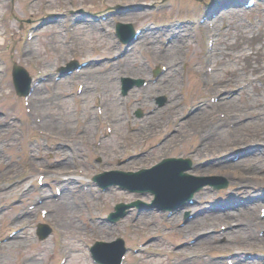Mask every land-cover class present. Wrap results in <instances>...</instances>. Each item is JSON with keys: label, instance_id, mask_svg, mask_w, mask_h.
I'll return each mask as SVG.
<instances>
[{"label": "rangeland", "instance_id": "obj_1", "mask_svg": "<svg viewBox=\"0 0 264 264\" xmlns=\"http://www.w3.org/2000/svg\"><path fill=\"white\" fill-rule=\"evenodd\" d=\"M244 1L0 0V239L8 241L20 232L11 244L0 243V264H94L88 245L118 236L131 251L125 264H229L227 258L237 264L233 257L237 250L251 256L246 264H264V241L260 240L264 237V137L254 140L264 135V107L247 101L249 96L264 100V0H255L251 8ZM73 19L79 25L82 21L81 31L74 30ZM212 23L218 29L209 36ZM119 24L139 29L137 40L122 42L116 32ZM169 51L175 55L174 63L180 64L172 94L154 88L146 93L132 90L123 97L121 76L152 80L154 71L166 66L158 58H166ZM234 53L233 60L229 56ZM73 59L89 60V64L58 78L57 69ZM15 62L29 70L33 83L46 84L42 95L50 94V88L59 93L55 112H71L72 118L64 120L73 123L72 135L61 131L62 139L48 138L47 125L36 130L30 125V99L19 96L13 83ZM114 70L124 131L132 139L152 132L144 144L133 148L136 155L131 160L145 158L149 163L162 156L189 157V172L223 177L226 184L207 185L197 193V205L195 201L169 220L163 213L146 210L142 212L147 215L141 217L131 212L118 225L106 221L116 203L132 202L137 195L115 188L102 192L93 180V175L114 167L103 165V159L114 161L127 153L114 127L93 114L95 99L87 103L86 90L83 94L82 90L87 84L91 92L101 84L102 74ZM245 75L252 77L245 90L233 89ZM235 78L239 80L231 83ZM211 79L214 83L206 84ZM174 91L178 93L175 99ZM164 95L168 102L158 107L157 98ZM190 96H195L192 102ZM151 108L157 110L149 113ZM89 112L95 126L84 135L82 125L90 120ZM196 115L195 122L184 124ZM151 116L153 122L146 123ZM161 137L166 140L159 145ZM55 148L65 150L66 156L55 153ZM250 149L254 156L241 159ZM68 159L69 170L62 169L60 164ZM238 159L241 163L234 164ZM66 174H74V179H83L88 186L82 194L68 195L76 201L74 221H64L57 207L61 197L57 199L59 193L55 196L56 190H62L56 184L58 177ZM186 212L196 216L181 225ZM147 217L152 222L145 230ZM211 217L218 222L215 227L208 226ZM252 218H260L261 226L250 225ZM40 222L55 227L44 240L37 235ZM145 243L148 251L144 255L150 251L160 254L146 260L132 248Z\"/></svg>", "mask_w": 264, "mask_h": 264}, {"label": "bare ground", "instance_id": "obj_2", "mask_svg": "<svg viewBox=\"0 0 264 264\" xmlns=\"http://www.w3.org/2000/svg\"><path fill=\"white\" fill-rule=\"evenodd\" d=\"M245 6H247L246 8H248L249 5H247V3H246ZM243 10H245V9L243 8ZM214 21H215V19L212 20V22H214ZM82 24L83 23L81 21L80 25L75 26L76 31H81L82 30L80 28V26L83 27ZM217 28H218V26L215 23H212V26L209 27V29H208V34L210 36H212L213 33L214 34L216 33ZM168 54H169L168 56L166 55L167 59L164 56H162V55L159 58L157 57L158 60L163 61L167 65V67H168L167 68V72L162 77H160L159 79L158 78L157 79L153 78L154 83H152L151 86H149L147 88H141V89H138V90H133V91H140L142 93H146L148 89H151V90H155V89L159 90L160 89V90H162V89L165 88L164 89L165 92H167L168 94H172V87L173 86L171 84H173L176 81V78H178V72H177L178 68L177 67H179L180 64H178V61L176 63H174L175 55L172 56L170 51H169ZM235 55H236L235 53H234V55L230 54L229 57L234 60V56ZM242 55H246L244 51L242 52ZM211 56H212V54H211ZM22 74L23 73L21 71L17 73L18 76H22ZM98 75H100V74H98ZM115 77H116L115 70L113 72H111V73L102 74V76L99 77V81L101 82V84H98V85L94 86L92 88L91 92L89 91V86H86L87 85L86 84L83 87V90H82V94H83L84 90H86V94L84 96L83 95H81V96H83L85 98L87 103H89L92 99H95V105L99 104V103L103 105L102 106V110H101V115L98 116V112L99 111H97V110H93V114L95 115V117L98 120L100 118L101 119L102 118L105 119V117H106V119L107 118L110 119V120H108V119L107 120L110 121L112 123V125L114 126V133L116 135L118 134L121 137L120 138V141H122L121 142V145H122L121 147H123L124 152L127 153V155H121L119 157H116V160H114V161L113 160L109 161V158L106 157L105 160L104 159L102 160L103 165L104 164H114V163H116V168H115L116 170H120V171H136L138 169L145 168V166H143V165L151 164L153 162V160H151L148 163V162H146L145 158H142L139 161H135V162H133L131 160L132 158H134L133 154L135 153L133 148L139 147L142 144H144V142L146 141L148 135H151L152 132L150 131V132H145L143 134H139L137 136V138L132 139L131 138V134H129V133L124 131V121L122 120L123 118H122V114H121V108L118 106V104L121 103V97L119 96L120 94L117 93V95H115V92H114V88L116 86ZM134 78H136V77H134ZM251 79H252V77H250L249 75H245L242 80H244V81L245 80L252 81ZM238 80H239V78H235L234 80L231 81V83L237 82ZM209 82L211 84H213L214 80L211 79V80L208 81V83ZM102 83L103 84L105 83V85H102ZM161 83L162 84L167 83L170 87L162 86ZM218 85L221 86L220 83ZM262 90H264V88H262ZM133 91H131L128 95H130ZM43 92H44V90L41 88V84H37L34 87V90H33L32 94L30 95V101H31L32 106H33V109L31 110V115H30V125H32V127L35 130L38 129L39 127L43 128L44 126L47 125L50 128L49 129L50 133L47 135V136H49L48 138L51 137V138L62 139L63 136H60V132L61 131H64V132L72 135L71 132H70V129L72 128L73 123L69 124V123H66L65 120H64V118H68V120L70 118H72V115L70 117L71 112H67V110H66V112L68 113L66 115L65 114L66 112L63 111V109H60V108L59 109H60L61 115H59V114L57 115L56 112H55L56 107L59 105V102H60L59 99H58V94L59 93L58 92H54V93L50 92V94L42 95ZM174 94H175V97H174V99H175L177 97V95H178L177 91H174ZM119 98H120V101L118 100ZM194 98H195V96H190L189 102H192V99H194ZM78 99L80 100V97ZM185 100H186V98H185ZM259 100H260V98L256 99L253 96H249L247 101H248V103H253V104L257 105V106L260 105V106L264 107V100H262V101H259ZM84 107H85V105H84ZM163 107H165V106H163ZM163 107H161V108H163ZM155 110H157V108H151L149 113H152ZM212 114H214V113H212ZM240 114H242V113H240ZM259 114H260V112H259ZM219 115L222 116V113L219 112ZM64 116H67V117H64ZM87 116H88L87 118H89L90 120H88L87 123L84 124L85 126L82 125L83 130H84V135H86L89 132V130H92L94 128V126H95V123L93 122V120L90 117V112L87 114ZM205 117H206V115H203L200 119H203ZM197 118H198V115H196L191 120L190 119H186L184 124L185 125H189L190 121L195 122V120ZM38 119H39V122H38ZM60 119H61V121L58 124V121ZM216 119H218V118H216ZM153 120H154V117L151 116L146 121V123H152ZM208 127H209L208 130H212V127L210 125ZM209 132L210 131H208L207 133H209ZM64 137H66V136H64ZM263 137H264V135H261V136H259L257 138L258 139H262ZM65 139H67V138H65ZM165 140L166 139L163 140V137H161L160 138V143L159 142H157V143L161 144L162 141H165ZM61 145L62 144L59 143V147ZM54 152L57 153V154H60V155H65L66 154V151L63 150L62 148H55ZM152 152H153V150L150 151V155L154 159L155 153H152ZM145 153L146 152H144V154ZM134 155H136V154H134ZM76 156H79L78 152H76ZM253 156L254 155L252 153V150L250 149L246 153V156L242 157L241 159L245 158V159L248 160L249 158H252ZM162 158H164V157H162ZM162 158L159 157V158H157L155 160L159 161ZM241 159H238L236 161L237 163L235 162L234 164L241 163ZM70 164H71V159H68L66 161H63L62 164H60V167L62 169L69 170V166L68 165H70ZM138 165H140L138 168H130L129 167V166H138ZM78 173H79V170H78ZM117 175H118L119 179L128 180L127 186H131L132 187L133 185H136V183L143 184L142 180L141 181H133V182L130 181L131 180V176L122 175L121 173H117ZM62 187H63V193H62L63 195H62L61 201L59 202L57 207L59 209V212L62 214L64 221L65 220H69V219L71 221H74L76 219V212L74 211L75 210L74 209V204L76 203V201H74V199L71 200V197H68V195H71L72 192H74L75 194L84 193V191L88 189L87 185L82 180H80V182H77V180H74V184H71V183L62 184ZM113 188H115L117 190H120V191H123L119 186H115ZM140 189H144V187L140 188ZM200 191L201 190H198L196 192V194H195L196 205L198 203L197 199H196V196L198 195L197 193L200 192ZM132 194L137 195L139 197L138 199H144V198L148 197V194H147V197H146L144 192H139V191H133ZM199 200H200V196H199ZM200 202H202V201L200 200ZM202 204H203V202H202ZM254 205H255V203H254ZM120 206H126V203L122 202L121 204H117L116 208L118 209V208H120ZM126 208H128V206H126ZM252 208L256 209L255 206H252ZM2 209L3 208L0 209L1 212H2ZM149 209L152 210L151 208H149ZM127 210H126V212H127ZM132 211H134V212H140L141 211L140 215H138L137 217H141V216L147 215V214H143V212L141 210V204H138V205L134 206V208H131L128 211L127 215H130L129 213L132 212ZM202 211H205L204 207H203ZM210 220L213 221V222H211ZM209 221H208V223H209L208 226L209 227H215L218 224V222L215 221L214 217H211L209 219ZM261 221L262 220L260 218H258L256 221H254L253 218H252V219L249 220V223H250V225H252L254 223V224L258 225V226H261ZM149 222H152V221H150V219L147 217V222L145 224H143L145 230L147 229L146 228V224H148ZM74 225H75V227H79V224H78L77 221H75ZM21 226H22V223L19 226L16 225V227H21ZM60 232L61 231H59V233ZM16 234H14L11 237V239L8 240L5 243L6 244H11V240H13V238L15 237ZM260 240L264 241V237L262 239H260ZM105 241H107V240H105ZM98 244L99 243L96 241L95 246L98 249H100L101 248V244H99V246H98ZM146 245L147 244H145L143 246V248H141L139 250L141 253L146 251V250H148ZM109 249H110L111 256H113V257H117L120 254V251H119V249L116 246H109ZM132 255H134V254H132ZM140 255L143 256L144 254H140ZM134 257H139V256L136 255ZM233 257L235 259V256H233ZM242 257L243 256L240 257V255H238V260H239L240 264H246L248 262V258H246V257L244 258L247 261L245 263ZM153 258H155L154 254L150 253L144 259L152 260ZM199 258L203 259V256L199 255Z\"/></svg>", "mask_w": 264, "mask_h": 264}]
</instances>
